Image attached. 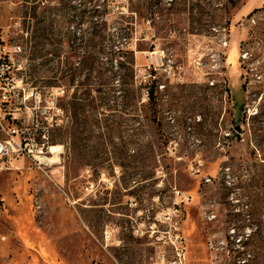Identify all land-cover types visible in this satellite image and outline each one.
<instances>
[{
  "label": "rangeland",
  "instance_id": "obj_1",
  "mask_svg": "<svg viewBox=\"0 0 264 264\" xmlns=\"http://www.w3.org/2000/svg\"><path fill=\"white\" fill-rule=\"evenodd\" d=\"M231 2L0 0L5 127L58 161L0 174V264H264V0Z\"/></svg>",
  "mask_w": 264,
  "mask_h": 264
},
{
  "label": "built area",
  "instance_id": "obj_2",
  "mask_svg": "<svg viewBox=\"0 0 264 264\" xmlns=\"http://www.w3.org/2000/svg\"><path fill=\"white\" fill-rule=\"evenodd\" d=\"M261 11H264V5L260 9ZM255 14L253 17L249 18L247 20L248 24H255ZM229 32L228 28H223L224 33V41H223V48L225 52H223L224 55V62L225 65H227V49L230 46V42L227 38V33ZM21 47L16 45L13 47L12 53L13 54H19L21 53ZM10 51L2 48L0 46V68L2 69L0 74V81L5 82V86L8 84L7 81H9V77L6 76L5 71H8L10 69ZM242 60H247L249 57L248 52H244L240 55ZM219 60H222L221 54H219ZM214 85V83L212 84ZM0 86V88H3ZM2 102L0 100V131L5 132L4 137H0V174H3L5 172L11 171L14 169L16 163H18L20 160H26V158H30L34 164H36L40 169L44 170V168L51 164V162L48 161V158L45 155L44 147L45 145H38L33 144L30 139L26 137V134L23 130L12 127V128H6L5 122L9 119L8 116H13V114L10 111H6L4 114L2 112ZM255 115V114H252ZM12 119L15 123V117L13 116ZM180 241L183 243V237L181 235H178L176 238V241ZM171 244L175 247V258L173 260H168L166 258L165 254H162L159 259L160 262L158 264H186V254H185V248L180 244V246L175 245V243L171 240Z\"/></svg>",
  "mask_w": 264,
  "mask_h": 264
},
{
  "label": "trees",
  "instance_id": "obj_3",
  "mask_svg": "<svg viewBox=\"0 0 264 264\" xmlns=\"http://www.w3.org/2000/svg\"><path fill=\"white\" fill-rule=\"evenodd\" d=\"M136 1L137 0H129V3L131 4V6L129 7V10H131L133 8V5ZM172 2H174V1H172ZM231 3L233 4V8L239 9V7H242L246 4V0H232ZM174 4H177V3H174ZM256 11H258V9L253 11L249 15L251 16ZM160 14L162 17L161 18L162 22L167 24L171 20L172 13H166L164 11H161ZM95 29H97V28H95ZM94 36L98 37L97 31L95 32ZM122 55H125L122 49H119L118 51H111V53H110V65L112 67V70H110V72H112V75H114V76L120 75V74H118L119 71H121L122 69H124L126 67V62L124 60H122V58H121ZM115 61H116V68L118 69L117 72H114V70H113ZM147 95H148L147 97H148L150 103L155 101V89H154L153 84L150 86Z\"/></svg>",
  "mask_w": 264,
  "mask_h": 264
},
{
  "label": "bare ground",
  "instance_id": "obj_4",
  "mask_svg": "<svg viewBox=\"0 0 264 264\" xmlns=\"http://www.w3.org/2000/svg\"><path fill=\"white\" fill-rule=\"evenodd\" d=\"M60 148H61L60 146L51 148V153L53 155L56 154V150H58ZM48 161L51 162L52 166H53V164H58V161H55V158L48 159Z\"/></svg>",
  "mask_w": 264,
  "mask_h": 264
}]
</instances>
